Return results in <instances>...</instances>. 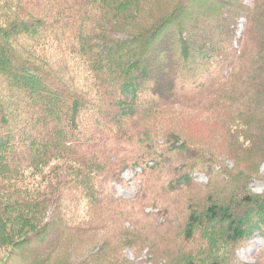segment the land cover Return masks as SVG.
<instances>
[{"label": "trees", "instance_id": "1", "mask_svg": "<svg viewBox=\"0 0 264 264\" xmlns=\"http://www.w3.org/2000/svg\"><path fill=\"white\" fill-rule=\"evenodd\" d=\"M263 163L264 0H0V264H242Z\"/></svg>", "mask_w": 264, "mask_h": 264}, {"label": "rangeland", "instance_id": "2", "mask_svg": "<svg viewBox=\"0 0 264 264\" xmlns=\"http://www.w3.org/2000/svg\"><path fill=\"white\" fill-rule=\"evenodd\" d=\"M243 2L247 4L248 6H251L253 3V0H243ZM245 25H246L245 19L244 18L240 19L239 24L237 25V29H236L237 39L243 36V33L245 31ZM234 47L236 48L238 47V41L234 43ZM190 134L193 135L194 133L192 132ZM229 165L232 168H234L232 164H229ZM260 175L264 177V163L260 167ZM194 179L200 185L206 186L209 184V180L203 174L195 175ZM139 184L140 182L136 181L134 174L130 172H126L123 175L122 184H116V183L112 184L113 195L116 199H119V200L133 201L137 196ZM252 188H253L254 193L256 194L258 195L264 194V182L263 181L254 183ZM186 198L188 200L189 196H186ZM148 212H150V210ZM185 219L186 217L182 219V224L184 223ZM92 227L96 228V225L93 223ZM96 230H97L96 231L97 239L99 241L101 238L109 236L114 231L113 229L110 228V226L104 228L103 225L99 226ZM263 251H264V239L259 234H256L254 238L246 244V246L241 247L239 249L237 253V261L242 264H256V262H258L260 259L259 255ZM125 256L127 260H129L130 262L132 261V263L134 264H138L140 262V258L137 259V257L130 250L125 251ZM142 257H145L147 259L149 257L148 251H146Z\"/></svg>", "mask_w": 264, "mask_h": 264}]
</instances>
